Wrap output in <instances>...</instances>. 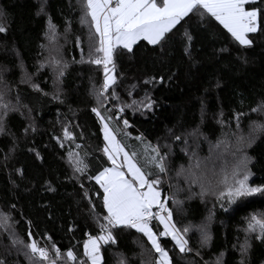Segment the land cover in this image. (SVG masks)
<instances>
[{
  "label": "trees",
  "instance_id": "1",
  "mask_svg": "<svg viewBox=\"0 0 264 264\" xmlns=\"http://www.w3.org/2000/svg\"><path fill=\"white\" fill-rule=\"evenodd\" d=\"M41 3L42 0H0L3 13L0 24L7 29L0 33V91L13 104L19 96V110L9 113L7 118L11 134L0 135V212L12 216L16 230L26 242L29 231L41 245L50 236L62 252L71 248L83 259V242L88 234L96 235L99 229L88 201L83 198V190L71 179L67 151H80L81 155L87 151L92 174L109 166L99 151L103 139L86 115L95 106L91 90L93 84L99 87L102 83L103 69L78 63L81 52L76 38L80 37L87 55L89 32L80 24L78 0H46L45 12L38 14ZM49 16L61 34V54L69 65L63 78V103L52 99L55 88L51 70L37 71L51 47L45 37ZM69 22L70 31L65 40L64 30ZM189 30L194 35L191 58L185 55L179 38L183 28L174 38L175 43L163 51L141 42L135 55H116L119 77L116 91L122 102L139 101L145 93L155 101L151 111L141 114L126 109L123 118L132 125L128 129L132 138L142 135L146 143L159 145L161 153L168 154L169 171L161 177L162 199L170 197L168 208L177 227H190L186 238L193 250L181 254L171 238H161L173 264H213L221 252L224 264H239L241 257L234 245L244 239L247 218L264 213V196L249 197L225 212L214 197L202 200L195 195L198 186L188 191L185 177L177 173L182 167H189L193 152L209 164L211 157L219 172L232 157L223 148L210 152V147L221 140L235 147L238 135L249 136L252 122L264 125V113L251 112L252 107L264 101V36L250 34L257 39L251 48L244 49L215 22L207 28L193 26ZM25 70L48 96L21 82ZM151 77H156L157 82L145 85L144 81ZM160 77L164 78L163 84L158 82ZM132 85L136 88L129 97ZM240 112L246 116L241 118L238 130L235 117ZM65 126L76 137L75 144L84 148L76 149L68 141L60 147L56 137L63 139ZM254 135L256 139L246 149L252 157L250 183L264 185V133ZM177 136L181 139L177 140ZM125 142L139 143L134 139ZM81 180L89 190L96 212L103 214L102 190L98 196L95 190L99 186L94 181ZM49 185L55 191H50ZM174 200L181 203L177 205ZM13 204L15 209L11 207ZM205 225L212 239L208 246L201 247L199 229ZM116 236L117 245H104L101 249L103 264H120L121 260L125 264H154L158 254L151 250L142 234L125 230L117 231ZM10 249L8 236L0 229V258H6L9 264L17 261L27 264L23 255L18 256L15 249ZM196 251L200 256L195 255ZM247 264H264V243L253 240Z\"/></svg>",
  "mask_w": 264,
  "mask_h": 264
},
{
  "label": "snow or ice",
  "instance_id": "2",
  "mask_svg": "<svg viewBox=\"0 0 264 264\" xmlns=\"http://www.w3.org/2000/svg\"><path fill=\"white\" fill-rule=\"evenodd\" d=\"M80 6V24L86 26L88 32V52L85 55L80 37L76 38V46L80 48L81 58L78 63L96 65L103 69V81L99 87L92 86L91 95L94 97L95 106L91 111L97 117L103 134V148L99 149L110 166H103L95 174L90 173V163L87 160L88 152L81 155L80 151H67V163L72 170L71 179L79 183L83 190V198L90 205L94 223L99 229L96 235L88 234L83 242V259L77 257L73 249L66 252L52 241L49 236L46 243L41 245L33 238L31 231L27 233V242L18 233L10 214L0 212V229L7 234L11 249L17 255H23L27 264H103L101 249L104 245H117V231H131L142 234L146 238L151 250L158 254L154 264H173L169 252L162 246L161 238H171L174 247L181 254H189L193 250L186 238L190 227H177L173 220V212L168 208V199H162L160 190L161 177L167 175V153H161L159 145L146 143L140 135L134 138L128 132L132 127L127 119L123 118L126 109L151 111L155 101L145 93L141 100L132 99L130 103L122 102L116 91L119 77L117 64L114 57L118 54L135 55V49L146 42L145 46L159 47L162 51L170 43H175V37L180 34V41L184 44L185 55L191 58V46L194 40L190 27L207 28L213 22L222 27L231 40L239 47L251 48L257 37L250 34L264 36V0H78ZM46 0H42L39 13L45 12ZM0 17L3 13L0 12ZM180 26V27H178ZM187 26V27H186ZM7 31L0 24V33ZM70 31V22L64 30L65 40ZM60 32L49 16L45 37L48 44V56L40 64L37 71L50 69L52 72L53 86L55 88L52 99L63 103L61 99L63 78L68 69V62L61 54L62 45L59 43ZM45 48V45H41ZM226 51V49H221ZM22 83L31 85L33 91L48 96L39 84L33 82L30 74L25 70ZM156 77L144 81L145 85L155 84ZM159 83H164V78H159ZM219 87V83H217ZM7 88V85H5ZM136 85L128 90L131 97ZM116 102V103H113ZM19 96L16 104L6 99V93L0 91V135H10L7 126L9 113L19 110ZM112 104V107L108 105ZM253 113H264V101L251 108ZM246 116L240 112L236 115V128L241 127V118ZM34 132L35 128L29 126ZM28 129H25V133ZM255 133H264V125L252 122L251 132L246 138L240 134L236 137L235 147L227 140L218 141L209 149L223 148L231 155L232 160L224 163L217 171L216 162L211 160L201 161L195 152L190 155V164L187 169L183 167L177 173L183 175L188 184V191L198 186L199 192L195 193L202 200L214 197L220 208L227 212L230 206L237 204L249 197L264 196V185H253L250 180L253 172L249 165L252 157L246 149L251 147L256 139ZM124 137L120 139L118 137ZM82 138V137H81ZM60 147L65 142L75 144L76 137L70 128H63V139L56 137ZM134 139L139 142L130 145L125 141ZM177 140L181 138L176 137ZM187 143V141H185ZM76 149L84 148L75 144ZM165 147H168L165 145ZM39 158V153H37ZM7 159V157H5ZM22 175V173H21ZM81 178L94 181L99 186L96 189L98 196L102 190L103 214L96 212V206L90 196L89 190ZM50 191H55L49 185ZM179 205L181 202L174 200ZM12 209H15L13 204ZM158 222L154 225L153 222ZM162 226V231L159 230ZM201 247H206L211 242V235L207 226L199 229ZM244 239L234 245L239 251V264H247L253 240L264 243V213L252 214L247 218L246 227L243 229ZM143 244L141 248L143 249ZM11 249L9 251H11ZM122 255V254H121ZM196 256L200 252L196 251ZM0 264H9L6 258H0ZM18 264V261L16 262ZM120 264H125L123 260ZM207 264V262H205ZM213 264H224V253L216 257Z\"/></svg>",
  "mask_w": 264,
  "mask_h": 264
},
{
  "label": "rangeland",
  "instance_id": "3",
  "mask_svg": "<svg viewBox=\"0 0 264 264\" xmlns=\"http://www.w3.org/2000/svg\"><path fill=\"white\" fill-rule=\"evenodd\" d=\"M86 115L88 116V118L92 122V124L94 125L93 127L97 130V132L101 135V137L103 139V134H102V132L100 130L101 129V125H100L97 117L95 116V114L93 112H91V111H88V113ZM161 228H162V226H161ZM161 230H163V229H161Z\"/></svg>",
  "mask_w": 264,
  "mask_h": 264
},
{
  "label": "built area",
  "instance_id": "4",
  "mask_svg": "<svg viewBox=\"0 0 264 264\" xmlns=\"http://www.w3.org/2000/svg\"><path fill=\"white\" fill-rule=\"evenodd\" d=\"M162 154H163V153H162ZM166 198H169V199H168V202H169V200H170V197H166ZM167 206H168V205H167Z\"/></svg>",
  "mask_w": 264,
  "mask_h": 264
},
{
  "label": "crops",
  "instance_id": "5",
  "mask_svg": "<svg viewBox=\"0 0 264 264\" xmlns=\"http://www.w3.org/2000/svg\"><path fill=\"white\" fill-rule=\"evenodd\" d=\"M110 166V165H109Z\"/></svg>",
  "mask_w": 264,
  "mask_h": 264
}]
</instances>
